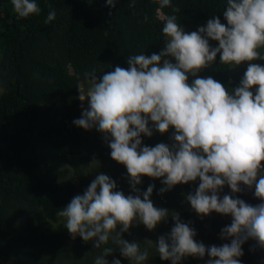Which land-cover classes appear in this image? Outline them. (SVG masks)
<instances>
[{"label":"trees","instance_id":"obj_1","mask_svg":"<svg viewBox=\"0 0 264 264\" xmlns=\"http://www.w3.org/2000/svg\"><path fill=\"white\" fill-rule=\"evenodd\" d=\"M35 2L40 13L19 18L11 0H0V264H94L105 248L113 250L105 257L108 264L115 259L133 264L114 243L115 232L107 244L96 248L95 240L85 242L78 235L73 238L69 231L44 230L60 219L59 211L75 196L83 195L100 173L116 182V190L126 196L136 195L126 167L111 158L109 141L97 130L93 163L88 161L80 127L73 123L82 115L81 105L88 107L80 101L78 87L87 91L85 73L94 70L100 79L116 66L128 68L129 56L159 54L166 39L162 17L176 15L177 23L187 33L206 26L213 16L226 25L223 12L227 0H171L172 7L179 9L176 13L172 7L160 9L154 0H116L111 8L106 0ZM52 10L56 18L46 24ZM209 44L218 47L217 41L209 40ZM260 51L264 54V48ZM252 63L264 66V60ZM247 66L244 62L231 68L221 64L217 54L198 76H211L231 92L239 86ZM193 79L189 75L188 82ZM252 91L255 93V88ZM174 131L170 128L164 134L154 131L151 137L142 135V146H171ZM64 165L73 170L76 181L60 178ZM162 179L142 176L137 188L143 193L149 185H155L150 199L155 207L169 210L167 220L153 231L135 221L128 232L121 233L128 242L138 243L141 251L147 250L144 264H171L160 259L156 243L160 236L170 234L175 212L196 231L194 239L198 243L209 247L231 242L220 238L221 229L231 224L230 215L212 212L201 217L187 202L186 195L195 192L199 178L160 194ZM241 188L240 193L232 194L225 185L219 195H233L253 206L261 203L254 196V186ZM242 250L241 264H264V248L256 241L249 239ZM208 259L207 255L203 259L188 256L181 264H207Z\"/></svg>","mask_w":264,"mask_h":264},{"label":"clouds","instance_id":"obj_2","mask_svg":"<svg viewBox=\"0 0 264 264\" xmlns=\"http://www.w3.org/2000/svg\"><path fill=\"white\" fill-rule=\"evenodd\" d=\"M154 2L160 9L172 7L171 0ZM11 3L19 18L41 11L35 0ZM106 3L115 7L116 0ZM172 11L179 9L172 7ZM223 16L226 25L213 16L206 26L190 33L177 23L176 15L162 17L166 39L159 54L129 56L128 68L116 66L100 79L94 70L85 73L87 92L84 87L78 89L80 101L87 100L88 107L81 105L82 115L73 123L104 134L111 158L126 167L136 195L126 196L108 175H97L83 195L75 196L58 213L73 238L95 240L94 247L99 248L115 232L112 239L121 255L133 264H144L147 250L141 251L138 243L128 242L121 233L128 232L135 221L153 231L167 220L169 210L151 201L155 185L140 193L141 177L163 178L160 194L199 178L198 188L186 200L201 217L212 212L230 215L231 224L221 229L220 238L231 242L209 247L198 243L196 231L175 212L170 234L156 243L160 259L181 264L185 257L207 255V264H241L246 241L252 239L264 248V66L252 63L264 60L260 51L264 48V0H227ZM55 18L52 10L45 23ZM209 40L217 41L218 47H211ZM217 54L220 63L231 68L248 63L239 86L231 92L211 76H198ZM189 75L194 77L191 83ZM170 128L175 130L171 146H142V135L164 134ZM225 185L232 194L240 193L241 185L254 186V196L261 203L253 206L228 194L221 198ZM112 251L105 248L94 264H108L105 257ZM112 264L121 261L115 259Z\"/></svg>","mask_w":264,"mask_h":264},{"label":"rangeland","instance_id":"obj_3","mask_svg":"<svg viewBox=\"0 0 264 264\" xmlns=\"http://www.w3.org/2000/svg\"><path fill=\"white\" fill-rule=\"evenodd\" d=\"M84 89H85V93H86L87 92L86 88L84 87ZM83 102H85L88 105V101L87 100H85ZM80 131H81L82 138H83L84 151L87 154L88 161L91 160V163H93V160L91 159V157H92L93 142H94V136H95V133H96V129L93 128L91 130H85V129L80 127ZM60 178L62 180H73V181H76V177L74 175L73 170L67 165H64L61 168ZM64 222H65L64 218L60 217V219L57 222H50L44 228V230H45V232H49V233L67 232L68 230L65 227ZM50 264H52V263H50Z\"/></svg>","mask_w":264,"mask_h":264}]
</instances>
